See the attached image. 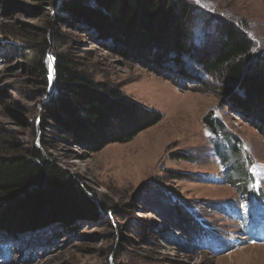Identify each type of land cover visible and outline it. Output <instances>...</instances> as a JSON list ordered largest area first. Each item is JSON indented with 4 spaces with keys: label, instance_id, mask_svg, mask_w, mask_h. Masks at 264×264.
<instances>
[{
    "label": "rangeland",
    "instance_id": "374dc122",
    "mask_svg": "<svg viewBox=\"0 0 264 264\" xmlns=\"http://www.w3.org/2000/svg\"><path fill=\"white\" fill-rule=\"evenodd\" d=\"M57 1L0 0V155L38 149L77 178L96 206L104 202L108 212L72 227L56 222L27 230L0 264H264V243L245 236L233 212L245 213L247 199L226 183L204 121L214 115L242 141L253 161L251 186L263 191L264 132L234 106L227 107L221 75L204 76L199 83L200 67L188 57L181 60L182 72L165 62L122 56L112 41L61 21L66 16L50 4ZM187 1L202 19L199 29L218 36L229 23L251 40V53L264 52V0ZM43 39L48 45L46 85L31 71L42 58L34 42ZM55 53L68 54L94 81L160 113V120L129 141L97 151L55 136L39 119L55 92ZM221 203L227 215L213 209ZM179 213L201 219L225 239L223 253L208 247L185 250L177 239Z\"/></svg>",
    "mask_w": 264,
    "mask_h": 264
},
{
    "label": "trees",
    "instance_id": "16d2710c",
    "mask_svg": "<svg viewBox=\"0 0 264 264\" xmlns=\"http://www.w3.org/2000/svg\"><path fill=\"white\" fill-rule=\"evenodd\" d=\"M50 4L66 16L61 18L66 25L76 23V29L112 41L122 56L165 62L182 72L181 60L186 62L188 57L200 67L199 83L204 76L218 73L225 85L221 94L230 99L227 107L234 106L264 132V52L251 53V40L237 27L225 24L218 36L199 29L202 19L187 0H58ZM36 46L42 58L31 71L46 85L49 71L43 57L48 45L43 39L35 41ZM54 59L55 92L42 105L39 119L41 126L53 128L55 136L97 151L111 142L129 141L160 120V113L139 107L107 83L94 81L68 54L55 53ZM204 123L226 183L247 199L245 213L238 208L233 212L250 240L258 239L264 229V191L251 186L253 161L242 141L229 134L220 119L210 114ZM79 182L34 147L25 154L0 155V240L15 246L22 243L19 237L27 230L47 229L56 222L72 227L86 217L98 220L101 210L108 212V207L100 201L96 206V198ZM222 205L213 209L227 215ZM182 213L177 239L185 250L224 251L225 239L213 234L201 219L185 218ZM4 249L1 253L8 261L11 250Z\"/></svg>",
    "mask_w": 264,
    "mask_h": 264
},
{
    "label": "snow or ice",
    "instance_id": "6c2138e0",
    "mask_svg": "<svg viewBox=\"0 0 264 264\" xmlns=\"http://www.w3.org/2000/svg\"><path fill=\"white\" fill-rule=\"evenodd\" d=\"M196 3L199 4V0H196Z\"/></svg>",
    "mask_w": 264,
    "mask_h": 264
}]
</instances>
